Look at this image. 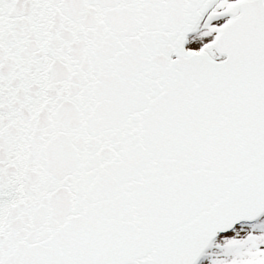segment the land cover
I'll use <instances>...</instances> for the list:
<instances>
[{
  "label": "snow or ice",
  "instance_id": "obj_1",
  "mask_svg": "<svg viewBox=\"0 0 264 264\" xmlns=\"http://www.w3.org/2000/svg\"><path fill=\"white\" fill-rule=\"evenodd\" d=\"M0 264H264V0H0Z\"/></svg>",
  "mask_w": 264,
  "mask_h": 264
}]
</instances>
